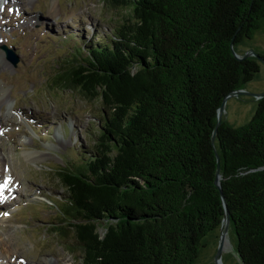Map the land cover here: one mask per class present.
<instances>
[{
	"label": "trees",
	"instance_id": "16d2710c",
	"mask_svg": "<svg viewBox=\"0 0 264 264\" xmlns=\"http://www.w3.org/2000/svg\"><path fill=\"white\" fill-rule=\"evenodd\" d=\"M106 2L124 11L113 34L47 81L103 111L89 151L56 171L65 199L52 228L82 264H195L222 193L240 263L264 264V96L211 139L223 97L259 71L231 44L257 31L264 0Z\"/></svg>",
	"mask_w": 264,
	"mask_h": 264
},
{
	"label": "rangeland",
	"instance_id": "374dc122",
	"mask_svg": "<svg viewBox=\"0 0 264 264\" xmlns=\"http://www.w3.org/2000/svg\"><path fill=\"white\" fill-rule=\"evenodd\" d=\"M0 8L6 13L0 14V184L11 176L8 187L15 190L2 189L0 258L4 264H82L79 250L52 228L59 201L65 199L56 171L89 151L103 111L97 99L69 89L51 90L47 81L76 47L113 34L124 11L106 0H0ZM3 44L18 56L16 66ZM248 51L264 55V18L251 38L235 45L240 56ZM249 57L259 63V71L239 89L264 92V63ZM259 98L228 97L221 118L234 127L246 123ZM223 228L220 224L204 236L195 264H216ZM234 233L228 226L220 264H241ZM5 256H10L8 262Z\"/></svg>",
	"mask_w": 264,
	"mask_h": 264
},
{
	"label": "water",
	"instance_id": "95a60500",
	"mask_svg": "<svg viewBox=\"0 0 264 264\" xmlns=\"http://www.w3.org/2000/svg\"><path fill=\"white\" fill-rule=\"evenodd\" d=\"M231 44V43H230ZM232 46V50H233V54L237 57V58H245V57H249L251 54H253L254 56H256L262 63H264V57L259 55L258 53H255L253 51H248L246 53H244L243 55H238L235 50L233 49V44H231ZM240 94H248V95H253V96H258V97H263L264 96V92H261V93H251V92H248L244 89H235V90H232L231 92L227 93L222 101H221V104L219 105L218 109L216 110L217 111V120H216V124H215V127L213 129V132H212V142L214 143L215 141V138L216 137V133H217V127L218 125L221 123L222 121V118H221V114L224 110V106H225V103H226V100L228 99V97H231V96H239ZM216 157H217V169H216V176H215V184L218 186V188L220 189L221 191V188H220V174H219V155L216 153ZM222 192V191H221ZM221 197H222V202H223V205H224V214H223V219H222V226L224 227L223 228V231L220 235V241H219V246L217 248V252H216V255H215V261H216V264H220V255H221V252H222V249H223V241H224V237H225V232H227V229H228V226H229V223H230V215H229V212L227 210V207L225 206V199L223 197V194L221 193Z\"/></svg>",
	"mask_w": 264,
	"mask_h": 264
},
{
	"label": "snow or ice",
	"instance_id": "6c2138e0",
	"mask_svg": "<svg viewBox=\"0 0 264 264\" xmlns=\"http://www.w3.org/2000/svg\"><path fill=\"white\" fill-rule=\"evenodd\" d=\"M3 9L0 8V11H2ZM5 171H7V169H5ZM12 183V178L11 176H8L5 178V180L3 181L2 184H0V202H2V200L4 199L3 197V192H2V189L3 188H7L9 184Z\"/></svg>",
	"mask_w": 264,
	"mask_h": 264
},
{
	"label": "bare ground",
	"instance_id": "6f19581e",
	"mask_svg": "<svg viewBox=\"0 0 264 264\" xmlns=\"http://www.w3.org/2000/svg\"><path fill=\"white\" fill-rule=\"evenodd\" d=\"M56 136L58 137V138H62V136L58 133V132H56ZM225 241H224V247H226L227 246V243H228V240H227V238L225 237V239H224ZM1 249V248H0Z\"/></svg>",
	"mask_w": 264,
	"mask_h": 264
}]
</instances>
